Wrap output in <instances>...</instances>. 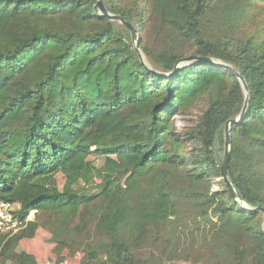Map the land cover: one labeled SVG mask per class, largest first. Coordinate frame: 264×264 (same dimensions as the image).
<instances>
[{
	"label": "trees",
	"instance_id": "1",
	"mask_svg": "<svg viewBox=\"0 0 264 264\" xmlns=\"http://www.w3.org/2000/svg\"><path fill=\"white\" fill-rule=\"evenodd\" d=\"M102 1L135 28L145 63L96 0H0V201L21 220L0 231V264H38L18 244L45 226L39 213L57 223L59 245L69 219L93 207L106 239L78 264H150L144 246L173 253L183 236L198 262L194 246L210 240L225 264H264L263 213L230 196L217 152L243 105L240 82L206 61L175 68L196 55L244 79L227 172L242 202L264 207V0ZM200 100L180 136L174 110Z\"/></svg>",
	"mask_w": 264,
	"mask_h": 264
},
{
	"label": "rangeland",
	"instance_id": "2",
	"mask_svg": "<svg viewBox=\"0 0 264 264\" xmlns=\"http://www.w3.org/2000/svg\"><path fill=\"white\" fill-rule=\"evenodd\" d=\"M205 106V100H200L187 114H181L180 110L177 109L174 110L171 118L175 123L180 136H182L185 128H190L194 125L197 117L201 114ZM184 141V148L186 150L191 149V141L187 139ZM217 152L221 160L223 156L221 145H218ZM96 164H100V161H96ZM55 180L57 185L61 186L63 184L64 177L61 174H58L55 177ZM212 187L216 188V185H213ZM83 212L84 209L80 208L78 210V214L69 219L68 226L66 227L67 232H58L61 238L59 245L50 241V237L52 236L50 231L57 230V228H54V223L56 226L57 223L51 218H48L47 215L39 213L36 217L38 221L41 224L43 223L45 226L38 227L33 237L20 240L18 249L32 254L38 264H78L87 244H89L90 247L95 248L100 241H104L106 239L105 235L96 225L95 207L85 214H82ZM28 215L29 213L27 216ZM29 217L30 220L34 219L32 213ZM183 237L179 240V242H177L176 250L173 253L170 251V253L166 254V248L163 249L160 246L151 248L144 246L140 250L138 256L142 259H147L150 264H225L221 259L215 256L219 253V250H215V247L213 246L215 245L218 247L221 243H211L210 240H208L206 241L208 248L205 247L203 250H199L198 247L200 244H196V246H194L195 251L200 253L199 256L201 257V261L198 262V259L195 258L191 251L189 252L191 255H185L182 253L185 246L189 247V245L185 242L188 237ZM168 249L171 250L172 247L169 246Z\"/></svg>",
	"mask_w": 264,
	"mask_h": 264
},
{
	"label": "water",
	"instance_id": "3",
	"mask_svg": "<svg viewBox=\"0 0 264 264\" xmlns=\"http://www.w3.org/2000/svg\"><path fill=\"white\" fill-rule=\"evenodd\" d=\"M94 8L96 9L97 13L100 16L105 17V18H107V19H109L111 21H116V22L122 24L126 29H128V31L130 32V35H131V39H132V42H133L134 49L137 52L140 60L143 63H145L144 56H143L141 50L138 47V42L139 41H138V37H137L136 31H135V28L130 23L125 21L124 18L121 17L120 15H115V14L110 13L106 9V7L104 6V3H103L102 0H96ZM195 60H197V61H206V62H209V63H215L218 66L222 67L223 69H225V70L229 71L230 73L234 74L235 77L240 82V85H241V87L243 89V92H244V101H243V105H242L241 111L239 112L237 117L229 119L224 124V128H223V134H224L223 158H222V162H221V165H220V174H221L222 180L224 181V183L227 186V189H228L229 194H230L231 197L236 199L242 207L248 209L251 212H261V213H263V216H264V207L263 206L251 207V206L246 205L244 202L241 201V199L238 197V195L235 192L232 184L229 181L228 172H227L229 155H230V144H231L229 131H230V128L234 124H237L244 117V111L246 109L247 102H248V93H249L248 92V87H247L244 79L242 78V76L231 65H229L228 63L222 62V61L213 60L211 58H204V57H199V56H196V55H190V56H187V57H184V58H181L180 60H178L177 65H176L175 68H179V67L184 66L185 64H187V63H189L191 61H195Z\"/></svg>",
	"mask_w": 264,
	"mask_h": 264
},
{
	"label": "built area",
	"instance_id": "4",
	"mask_svg": "<svg viewBox=\"0 0 264 264\" xmlns=\"http://www.w3.org/2000/svg\"><path fill=\"white\" fill-rule=\"evenodd\" d=\"M31 215V213H29ZM29 215L25 220H30ZM21 220L17 219L13 213V205L0 201V231L16 230L20 227Z\"/></svg>",
	"mask_w": 264,
	"mask_h": 264
}]
</instances>
